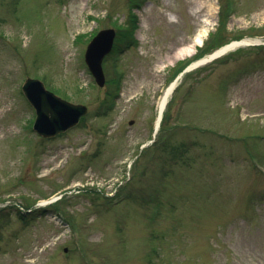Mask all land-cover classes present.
<instances>
[{
    "label": "rangeland",
    "instance_id": "rangeland-1",
    "mask_svg": "<svg viewBox=\"0 0 264 264\" xmlns=\"http://www.w3.org/2000/svg\"><path fill=\"white\" fill-rule=\"evenodd\" d=\"M28 79L88 114L43 139ZM0 264H264V0H0Z\"/></svg>",
    "mask_w": 264,
    "mask_h": 264
},
{
    "label": "water",
    "instance_id": "water-1",
    "mask_svg": "<svg viewBox=\"0 0 264 264\" xmlns=\"http://www.w3.org/2000/svg\"><path fill=\"white\" fill-rule=\"evenodd\" d=\"M115 36L114 29L101 30L92 39L86 51V63L101 87L105 84L102 61L111 52ZM23 90L36 110L34 129L45 137L56 136L67 131L75 126L87 112L86 107L69 103L46 90L39 80L28 79Z\"/></svg>",
    "mask_w": 264,
    "mask_h": 264
},
{
    "label": "bare ground",
    "instance_id": "bare-ground-1",
    "mask_svg": "<svg viewBox=\"0 0 264 264\" xmlns=\"http://www.w3.org/2000/svg\"><path fill=\"white\" fill-rule=\"evenodd\" d=\"M207 22H211L212 20L210 19H206ZM208 33V30L207 28L203 27L200 29V31L198 32V34L196 35V42L193 44V45H190L188 47H184V48H181L179 51H177V53H175L173 56H172V59L171 60H177V59H182L184 57H186L187 55H189L191 52H193L194 48L197 46V45H200L202 42H203V39L204 37L206 36V34ZM249 43V40H241V41H236V42H233L231 44H228L227 46L215 51L213 54L209 55L206 60L209 61V60H213L217 57H220L224 54H226L228 51H231L235 48H238L242 45H246ZM176 87V84L175 82L171 83V85L167 88L166 92L164 93L160 103H159V117H158V122L156 124V126L158 127L159 126V120H160V117L163 115L164 113V110L169 102V99L171 97V94L174 90V88ZM49 202V201H47ZM46 202V203H47Z\"/></svg>",
    "mask_w": 264,
    "mask_h": 264
}]
</instances>
